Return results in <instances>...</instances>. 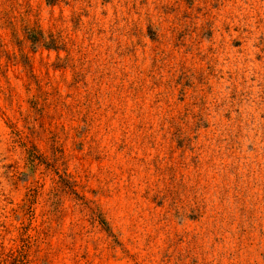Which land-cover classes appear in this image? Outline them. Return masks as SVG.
<instances>
[{
	"label": "rangeland",
	"instance_id": "obj_1",
	"mask_svg": "<svg viewBox=\"0 0 264 264\" xmlns=\"http://www.w3.org/2000/svg\"><path fill=\"white\" fill-rule=\"evenodd\" d=\"M0 264H264V0H0Z\"/></svg>",
	"mask_w": 264,
	"mask_h": 264
}]
</instances>
